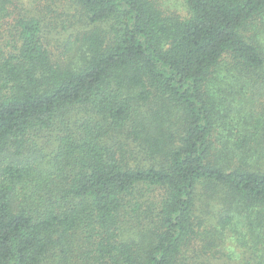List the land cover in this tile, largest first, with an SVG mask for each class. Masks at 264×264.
<instances>
[{"label": "trees", "instance_id": "obj_1", "mask_svg": "<svg viewBox=\"0 0 264 264\" xmlns=\"http://www.w3.org/2000/svg\"><path fill=\"white\" fill-rule=\"evenodd\" d=\"M0 264H264V0H0Z\"/></svg>", "mask_w": 264, "mask_h": 264}, {"label": "rangeland", "instance_id": "obj_2", "mask_svg": "<svg viewBox=\"0 0 264 264\" xmlns=\"http://www.w3.org/2000/svg\"><path fill=\"white\" fill-rule=\"evenodd\" d=\"M175 5H176V4H175ZM175 9H176V8H175ZM177 9H178V11H179L180 13H183L181 7H178ZM51 35H52L53 37H56V32H55V31H52ZM56 46H57V49H58V48L61 49L60 46H58V45H56Z\"/></svg>", "mask_w": 264, "mask_h": 264}]
</instances>
